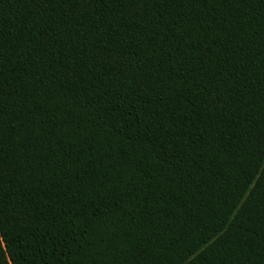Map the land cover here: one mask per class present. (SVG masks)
I'll return each mask as SVG.
<instances>
[{
	"label": "trees",
	"instance_id": "16d2710c",
	"mask_svg": "<svg viewBox=\"0 0 264 264\" xmlns=\"http://www.w3.org/2000/svg\"><path fill=\"white\" fill-rule=\"evenodd\" d=\"M0 264H264V0H0Z\"/></svg>",
	"mask_w": 264,
	"mask_h": 264
}]
</instances>
